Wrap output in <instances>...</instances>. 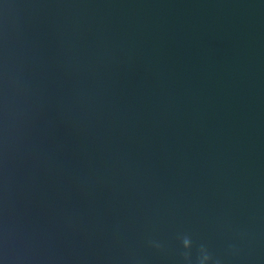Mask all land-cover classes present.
<instances>
[{
	"label": "water",
	"instance_id": "1",
	"mask_svg": "<svg viewBox=\"0 0 264 264\" xmlns=\"http://www.w3.org/2000/svg\"><path fill=\"white\" fill-rule=\"evenodd\" d=\"M0 264H264V0H0Z\"/></svg>",
	"mask_w": 264,
	"mask_h": 264
},
{
	"label": "clouds",
	"instance_id": "2",
	"mask_svg": "<svg viewBox=\"0 0 264 264\" xmlns=\"http://www.w3.org/2000/svg\"><path fill=\"white\" fill-rule=\"evenodd\" d=\"M185 243L187 244V241H185Z\"/></svg>",
	"mask_w": 264,
	"mask_h": 264
}]
</instances>
